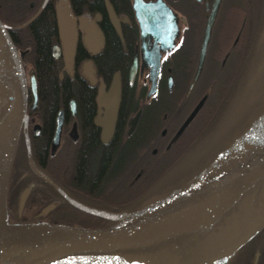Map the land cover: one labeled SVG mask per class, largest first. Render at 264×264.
I'll return each mask as SVG.
<instances>
[{"label":"flooded vegetation","instance_id":"af4514ba","mask_svg":"<svg viewBox=\"0 0 264 264\" xmlns=\"http://www.w3.org/2000/svg\"><path fill=\"white\" fill-rule=\"evenodd\" d=\"M159 1L175 16L178 33L173 47L160 51L156 92L146 97L151 63L147 50L154 38L146 34L142 41L132 0H0V21L19 55L25 82L7 188L9 222L117 224L165 205L198 175L182 193L199 187L220 168L202 174L209 166L248 139L252 127L228 143L230 137L227 146L219 138L209 152L216 145L207 147L206 141L218 126L211 127L208 115L200 114L205 92L190 102L185 98L180 107L171 101L175 79L186 76L188 64L196 67L203 28L193 58L191 6ZM191 1L203 6L205 23L212 0ZM160 81L166 92L159 91ZM203 95L200 108L182 126ZM263 137L264 132L259 140ZM232 253L236 264H264V226Z\"/></svg>","mask_w":264,"mask_h":264},{"label":"water","instance_id":"95a60500","mask_svg":"<svg viewBox=\"0 0 264 264\" xmlns=\"http://www.w3.org/2000/svg\"><path fill=\"white\" fill-rule=\"evenodd\" d=\"M220 0H212L204 23L197 64L189 89L202 66L210 28ZM140 35H152L147 50L150 63L149 94L156 92L160 51H169L178 30L175 16L159 0H132ZM158 43V44H157ZM22 55V54H21ZM4 57V58H3ZM7 61L12 96L5 114L0 112V264H46L53 261L103 264H213L221 262L264 226V159L251 171L238 175L216 197L190 209L149 210L104 227L58 222H9L7 188L17 133L25 103V82L19 55L0 21V66ZM171 87V77L166 81ZM28 89L33 95L34 81ZM203 95L183 121H190L202 105ZM27 188L18 199L21 209ZM167 204V203H166ZM98 217L113 218L87 210ZM220 262V263H221Z\"/></svg>","mask_w":264,"mask_h":264},{"label":"rangeland","instance_id":"374dc122","mask_svg":"<svg viewBox=\"0 0 264 264\" xmlns=\"http://www.w3.org/2000/svg\"><path fill=\"white\" fill-rule=\"evenodd\" d=\"M179 3H186L191 6V9L188 12V18L190 20L189 23L190 29L188 35L190 36L192 35L193 42H195V46H193L192 48L193 51L192 50L190 51V54L193 53V58H195L196 49L194 47L197 48L199 42V38L201 35V31L203 28L204 19L206 15L205 10H203V6L201 4L195 3L191 0H180ZM263 8H264V0H221L220 1L215 20L211 26L210 37L207 45V53L203 65L201 66L199 71L200 77L198 82L195 84L196 87L192 91L191 89H189V84L186 86L185 90L183 86L186 80L188 79L189 81V79H191L190 76L193 75L195 69V64L193 62L191 64H188L189 66H186V76L182 78L178 76L175 79V81H177V86L173 88L174 92H172V94L169 95L170 98H173L171 101H174V105L180 107L185 98H187V102H190L196 100L204 92L208 100L209 98L213 97V94L221 84L226 83L225 82L226 80L228 82L230 80L233 79L235 80L237 78V77H233L232 74L235 73L234 71L238 68V66L243 64L250 50H252V48H255V44H256L255 39L259 34L258 21L260 20L261 13L263 12ZM224 54H227V56L224 57ZM222 59H224L223 64H221ZM256 61H257V57L253 55L250 63L252 64ZM170 91H172V88ZM177 91L180 92V94ZM188 91H189V95H186V92ZM244 95H245L244 92H240L236 96V100H234L235 103L231 104L234 107L231 106L230 108L231 110L229 109V112H227L225 116H223L224 117L222 118L223 121L221 120L222 122H220L222 124H219L216 130H214V132L211 134V136H209L208 140L206 141L207 147L211 144L212 145L215 144V142H217L219 138H221L220 144H223L225 142V145L227 146L226 141L230 137L231 138L227 141L228 143L237 135L240 136L242 134L240 137L244 136L243 129L246 128L245 126H247V124L243 125L241 129V123H242L241 120L246 119V117L242 114L244 112V108L242 106L252 101V98L249 96L247 97L249 102L243 101ZM247 95L248 94H246V96ZM254 105L252 107H254ZM203 106L205 109L204 111H201L200 114H203L204 116L208 115L212 110L213 111L215 110L214 107H212L208 101H206V103ZM244 113L247 114L248 112H244ZM197 122L200 123L203 121L202 119H199L197 120ZM250 130L252 132L249 135L247 134L249 137L246 141H244L239 146H235L234 147L235 149L230 154L226 153L224 158L218 159V161L215 162L212 166H209L207 171L202 173V174H207L210 170L220 167L214 173H211L209 175L210 179H213V180L208 179L209 182H216L217 180H222L225 179L226 177H231L232 175L230 174L235 170L243 169L247 167L248 164H250L251 161L254 160L255 158L258 159L262 158V156L264 155V141L261 139L259 140V138H261L262 135L260 136L258 134L264 131V114L262 118L258 120L257 124H255ZM248 131L249 130H247L246 132ZM250 142H253V144L249 146L247 150V154L245 155L242 154V156H240V153L246 149V146H248ZM217 143L215 144L216 145L215 147L213 145L206 148L210 149L209 152H211L213 149H215L218 146ZM229 160L231 161L229 162ZM195 179H193V181ZM189 184L190 183H188L187 185ZM187 185H185V187ZM196 186L198 185H195L187 189L186 192L181 194L178 199H183L184 195L188 196L190 193L198 190L199 187ZM184 188L178 194L182 193ZM167 204L161 207H164ZM80 264H93V263H80Z\"/></svg>","mask_w":264,"mask_h":264},{"label":"trees","instance_id":"16d2710c","mask_svg":"<svg viewBox=\"0 0 264 264\" xmlns=\"http://www.w3.org/2000/svg\"><path fill=\"white\" fill-rule=\"evenodd\" d=\"M258 28H259V34L255 39L256 40L255 48H252V50H250L246 60L243 62V64L238 66V68L234 71L235 73L232 74L233 77H237V78L235 80L233 79L228 82L226 80L225 81L226 83L221 84L219 88L215 91L213 97L207 100L209 104L215 109L214 111H211L207 116L209 120L206 123L211 124L210 125L211 127L219 126V122H221L223 118L222 116L225 115L226 108L227 109L231 108L230 105L234 102L233 100H235L234 96L235 95L237 96L240 92L245 93L243 97V101L249 102V100L247 99L248 96L252 98V101L242 106L244 108V112H248L247 114H245L244 112L242 113L246 117V119L241 120L242 121L241 129L243 125L247 124V126H245L246 128L244 127L245 129H243L244 130L243 133H245L247 130H249L251 127L257 124L258 120H260L264 114V8H263V12L261 13L260 20L258 21ZM253 55L257 57V61L251 64L250 61ZM174 71L175 69H172L171 72L174 74L175 73ZM191 77L192 75L190 76V78ZM199 77H200V73L193 87L191 88L192 91L196 87L195 84L198 82ZM190 80L191 79H189L188 81L187 79L186 82L184 83L183 85L184 90L186 86L189 84ZM38 86H40V82ZM176 86H177V81L174 82V85L172 87V92H174L173 88H175ZM158 87L160 92L167 91L166 87L161 81L159 82ZM246 94L248 95L246 96ZM39 105H42L40 100H39ZM253 105L254 107H252ZM209 129H213V128H209ZM92 227H103V226L95 225ZM235 258H236V254L231 253V255L227 258L224 264H236Z\"/></svg>","mask_w":264,"mask_h":264},{"label":"bare ground","instance_id":"6f19581e","mask_svg":"<svg viewBox=\"0 0 264 264\" xmlns=\"http://www.w3.org/2000/svg\"><path fill=\"white\" fill-rule=\"evenodd\" d=\"M261 50H263V49H261ZM3 58L1 59V66H0V112L5 114V112L8 108V105L10 103L11 96H12V78H11V72H10L8 65H7V61L4 60ZM235 96H234V99L236 100ZM232 100H230V101H232ZM233 103H235V102H233ZM230 106H232V105H230ZM232 107H234V106H232ZM227 110H225V111H227ZM223 116H225V115H223ZM219 124H222V123L219 122ZM263 132L264 131H262L259 135L261 136L263 134ZM204 135H206V134H204ZM261 140H264V137ZM251 144H253V142H251ZM263 159H264V155L262 156L261 159L255 158L254 160H252L251 163L248 164L247 167H245L243 169L235 170L234 172H232L230 174L233 176V177L231 176L232 178L226 177L225 179L217 180L216 182H209L208 179H210V177L204 179V181L202 182L203 184L201 183L202 185H200L199 189L197 188L198 190H196L195 192L190 193L188 196L184 195L183 199H178L179 196L181 195V194H179L173 200L169 201L168 204L166 205V207L168 206V209H166V211L170 212V211H174V210L190 209V208L194 207L195 205L200 204L206 200L213 199L220 192H222L223 189H225L227 186H229V184L231 183V182H229L230 180L237 177L238 175H241V174H244L248 171L253 170L254 168H256L257 166H259L261 164ZM222 177H224V176H222ZM210 180H213V179H210ZM201 186H203V187H201ZM220 262H221V260H217L213 264H220ZM46 264H80V263L67 262V261H53V262H49ZM97 264H103V263H97Z\"/></svg>","mask_w":264,"mask_h":264}]
</instances>
